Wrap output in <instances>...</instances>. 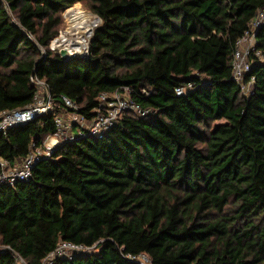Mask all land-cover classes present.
<instances>
[{
  "label": "trees",
  "instance_id": "1",
  "mask_svg": "<svg viewBox=\"0 0 264 264\" xmlns=\"http://www.w3.org/2000/svg\"><path fill=\"white\" fill-rule=\"evenodd\" d=\"M76 3L101 23L89 57L64 61L49 43ZM263 5L0 0V113L33 101V76L55 103L0 133L10 165L54 132L62 95L90 117L100 93L129 87L154 112H127L103 137L60 145L28 180L1 185L0 245L10 252H0V264H18L12 253L40 264L60 241L97 251L55 264H138L126 256L140 253L152 264H264V62L254 58L245 77H253L249 94L231 67L237 39ZM256 39L264 51V28Z\"/></svg>",
  "mask_w": 264,
  "mask_h": 264
},
{
  "label": "built area",
  "instance_id": "2",
  "mask_svg": "<svg viewBox=\"0 0 264 264\" xmlns=\"http://www.w3.org/2000/svg\"><path fill=\"white\" fill-rule=\"evenodd\" d=\"M69 8H66L62 12L64 25L49 43V50L59 57L60 53L65 51L59 47L62 38H72L65 17V13ZM91 15L96 22L87 39L85 51L71 54L67 50V52L65 51L67 58L87 59L89 57L90 38L93 30L101 23L99 16L93 13ZM261 28H264V5L256 12L249 23V27L244 31L242 36L237 39L232 54V78L238 84L243 94H249L252 91L251 85L253 77H250L247 82H245V77L252 68L254 58L259 62H264V51L256 47V35ZM28 38L34 40L30 34H28ZM31 80L36 86L33 101L22 109L6 110L0 113L1 134H6L9 130L23 126L54 110L55 103L45 83L34 76ZM191 87V84H187L185 87L176 88L175 93L177 96H183L186 94V90H189ZM132 92L133 90L129 87H122L111 93H100L97 97L98 106L92 111L90 117L78 113L77 104L67 96H60L61 110L54 116L55 130L45 138L42 145L38 148H33L18 165L12 166L6 159L0 157V186H11L17 181L28 180L33 166L43 159L50 158L60 145L72 143L77 138L103 137L111 128L116 126L122 115L127 112H132L139 117L152 115L154 112L151 109L144 108L138 102L134 101L130 96ZM141 92L147 94L143 89ZM94 250H96L95 245L87 247L82 244L60 241L41 260L40 264H55L59 259L70 261L75 256L94 254L92 253ZM0 252H10V249L7 246L0 245ZM12 256L18 264H26L20 256L13 253ZM126 258L138 264H152L148 256L144 253L137 254L136 256L127 255Z\"/></svg>",
  "mask_w": 264,
  "mask_h": 264
},
{
  "label": "bare ground",
  "instance_id": "3",
  "mask_svg": "<svg viewBox=\"0 0 264 264\" xmlns=\"http://www.w3.org/2000/svg\"><path fill=\"white\" fill-rule=\"evenodd\" d=\"M65 17L72 38H62L59 47L66 52L69 50L71 54L85 51L87 39L96 21L91 13L82 9L79 4L67 9Z\"/></svg>",
  "mask_w": 264,
  "mask_h": 264
},
{
  "label": "water",
  "instance_id": "4",
  "mask_svg": "<svg viewBox=\"0 0 264 264\" xmlns=\"http://www.w3.org/2000/svg\"><path fill=\"white\" fill-rule=\"evenodd\" d=\"M60 57H61L64 61H69V60H71V59H74V58H67V57H66V53H65V51H62V52L60 53Z\"/></svg>",
  "mask_w": 264,
  "mask_h": 264
},
{
  "label": "rangeland",
  "instance_id": "5",
  "mask_svg": "<svg viewBox=\"0 0 264 264\" xmlns=\"http://www.w3.org/2000/svg\"><path fill=\"white\" fill-rule=\"evenodd\" d=\"M76 4H78V3H76ZM75 4V5H76ZM80 5V7L82 8V9H84V10H87L83 5H81V4H79ZM88 11V10H87ZM61 16H62V13H61ZM62 21H63V19H62ZM62 25H64V22L61 24V27L59 28V29H61L62 28ZM97 250H94L92 253H95Z\"/></svg>",
  "mask_w": 264,
  "mask_h": 264
}]
</instances>
